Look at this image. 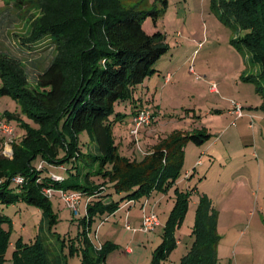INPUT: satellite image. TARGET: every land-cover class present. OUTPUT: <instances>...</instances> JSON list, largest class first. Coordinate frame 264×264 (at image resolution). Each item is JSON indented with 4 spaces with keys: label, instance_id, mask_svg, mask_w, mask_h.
Listing matches in <instances>:
<instances>
[{
    "label": "trees",
    "instance_id": "16d2710c",
    "mask_svg": "<svg viewBox=\"0 0 264 264\" xmlns=\"http://www.w3.org/2000/svg\"><path fill=\"white\" fill-rule=\"evenodd\" d=\"M6 1L24 4L31 0ZM37 1L42 15L28 43L48 40L58 54L40 73L33 91L26 88L24 71L17 62L0 59V98L11 96L23 109L22 115L5 114L1 119L24 132L19 141L12 142V157L0 148V205L24 203L36 208L43 215L42 232L52 231L59 217L43 190L52 187L80 193L89 201L81 220L85 225L84 262L106 264V252L115 247L102 245L98 250L86 231L96 214H115L121 202L140 201L155 191L172 188L182 174L185 147L190 142L200 145L210 136L175 132L160 138L141 157L122 156L114 123L125 116L117 105L135 102L134 90L158 72L156 64L168 52L164 35H149L143 27V21L157 12L127 7L123 0ZM213 6L226 26L236 35L243 34L233 43L261 67V75L248 80L262 89L264 0H213ZM83 134L89 143L81 140ZM16 178L24 182L17 184ZM176 194L163 242L151 264L168 260L177 246L175 233L188 210L190 193L176 189ZM13 227L9 217L0 216V264H65L63 247H52L40 234L31 245L19 238L8 260ZM192 237L181 264H217L218 212L205 194L197 207Z\"/></svg>",
    "mask_w": 264,
    "mask_h": 264
},
{
    "label": "rangeland",
    "instance_id": "374dc122",
    "mask_svg": "<svg viewBox=\"0 0 264 264\" xmlns=\"http://www.w3.org/2000/svg\"><path fill=\"white\" fill-rule=\"evenodd\" d=\"M123 2L127 7L137 6L140 10L157 12L156 16L143 21V27L149 35L161 32L168 48L156 64L158 72L134 90L136 99L154 115V120L145 128L148 132H156L154 111H157L169 135L183 132L186 135L201 134L204 138L210 136L200 145L189 143L185 166L176 183L179 182L182 192H188L190 186L196 185L198 181L189 186L185 168L193 171V163L201 156L200 150L204 149L201 171L206 178L198 186L201 194L205 192L213 199L220 215L217 264H264V82L260 84L262 89L258 90V84L248 80L251 75L259 77L261 67L248 52L233 43L243 34L236 35L219 19L213 0ZM41 15L37 0L24 4L0 0V59H10L21 66L26 88L30 91L38 88L40 73L58 54L48 40L37 45L28 43ZM27 52L35 54L26 55ZM168 74L172 77L171 84L165 86ZM212 84L217 85L215 93H210ZM2 86L0 76V88ZM234 103L242 105L246 117L237 121L236 127H232L233 121L228 115ZM119 109L123 115L126 113L123 103L117 105V111ZM5 114L22 115V105L11 96L0 98V118ZM251 122L253 127H250ZM13 126L12 140L19 141L24 132L15 124ZM114 127L121 155L127 158L134 157L136 153L143 156L141 148L145 149L147 145L144 134L140 132L139 135L140 148L133 142L128 122H116ZM1 137L0 148H4L6 138L1 140ZM81 140L89 143L87 134H83ZM159 141L157 139L156 144ZM170 189L161 191L163 201L155 209L159 227L149 234L132 231L141 226L139 223L138 227L136 222V218L142 220V210L138 205L131 209L129 219L125 212L96 214L86 231L89 241L97 249L109 244L115 247L106 252V264H151L154 252L163 242L166 225L177 202L176 188ZM200 198L194 194L189 200L184 220L175 233L182 246L176 251L174 249L172 258L162 264L171 261L181 264L187 251L186 242L191 241L196 223L198 206L195 207L194 202L199 204ZM86 202L87 198L83 197L79 215L73 216L70 208L58 196L54 197L52 205L59 221L52 226V231L46 229L43 232V215L38 209L24 203L0 205V216L9 217L14 224L7 259L12 260L14 244L19 238L31 245L40 234L52 247H63L65 264H85V225L81 220L86 214ZM128 224L132 230L127 229ZM149 238L153 243H149ZM127 248L135 251L136 255L126 254Z\"/></svg>",
    "mask_w": 264,
    "mask_h": 264
},
{
    "label": "crops",
    "instance_id": "0c3cea01",
    "mask_svg": "<svg viewBox=\"0 0 264 264\" xmlns=\"http://www.w3.org/2000/svg\"><path fill=\"white\" fill-rule=\"evenodd\" d=\"M171 75L168 74L166 76V80H165V86H168L171 84ZM145 85V84H144ZM148 90L150 91L149 89V86H148ZM148 91V92H149ZM218 91V89H217ZM210 93H214L211 91V88H210ZM142 95L144 96V91H142ZM235 104H239V103H235ZM241 105V104H239ZM242 106V105H241ZM126 113L124 114L125 118L123 120H125V122H128V125L130 126V128H132V118L134 116L135 113H137V111H139L141 108H146L144 105H143V102L142 101H139V99H136L135 97V102H130V103H127L126 104ZM234 110H235V105H234V108L230 109L228 111V115L231 117V120L233 121L232 122V127H236V123L237 121L241 120V119H245L246 117L243 116L242 118L240 119H237L235 114H234ZM120 111V109H119ZM128 113V114H127ZM122 114V113H121ZM154 114H155V120L157 121V125L155 126V130L156 132H151V131H147L146 128H143L141 130V132L144 134V142L147 144L146 145V148H142L144 151L141 153L142 155L147 153L148 151H150L155 145H156V142H157V139H160V138H164L166 137L167 135H169V132L168 130L165 131V124L162 122V116L157 112V111H154ZM123 115V114H122ZM251 120H254V119H251ZM122 122V121H121ZM250 127H253V124L252 122L250 123ZM190 144H188L185 148V154H186V158H187V148L189 147ZM201 149V148H200ZM205 154V151L204 149H201L200 150V157L195 160V162L193 163V171L191 169H189L188 167L185 168V176H186V181L190 180L189 182V186L192 185V182H197L196 185L193 186V188H195L196 190L192 191L193 188H191V186L189 187L188 189V192L190 193V199L192 198V196L194 194L196 195H207L205 192L201 194L200 192V187L198 186L199 184H201L203 182V180L206 178V175H204V173L201 171V168L203 167L202 166V162L204 160V157L203 155ZM134 157H140V155L137 153L134 155ZM186 158H185V161H186ZM185 166V164H184ZM203 173V174H202ZM207 174V173H205ZM179 183V182H178ZM176 183L173 187V188H176V189H179L180 191H182V189H180L179 187V184ZM171 190V189H170ZM208 196V195H207ZM209 197V196H208ZM59 198V197H58ZM210 198V197H209ZM163 196H161V191H155L149 198H144L140 201H135V205L130 207L128 206L127 208H123L121 210H118L117 213H120V212H125V215L127 216L126 218L129 219V217L131 216L132 213H130L131 209H133L134 207H136L138 205V207H140V209L142 210V205L143 203L148 200V210L154 208V210L156 209V207H158L161 202L163 201ZM213 202V199L210 198ZM127 202V201H126ZM126 202H124L123 204H121L120 206L122 207ZM139 202H140V205H139ZM198 203L194 202V206H198L197 205ZM213 205H214V202H213ZM215 207V206H214ZM54 208V207H53ZM216 209V208H215ZM218 212V211H217ZM219 212H218V224H219ZM142 218H143V210H142ZM136 222H138V227L140 226L142 220L139 219V218H136ZM140 223V224H139ZM159 227V226H158ZM137 234V233H136ZM155 240V239H154ZM150 241L149 243H153V239L152 238H149ZM176 241H177V246L175 248V251L178 250L181 246H182V241H179V239L177 238V235H176ZM193 241V237L191 239V241H187L186 244H187V247H186V254L188 253L189 249H190V246H191V243ZM135 251H133L131 248H127L125 253L126 254H134ZM185 254V255H186ZM136 255V253L134 254V256ZM184 255V256H185ZM172 258V256L170 255L168 259ZM175 261H171L169 264H174Z\"/></svg>",
    "mask_w": 264,
    "mask_h": 264
},
{
    "label": "built area",
    "instance_id": "2783aa9c",
    "mask_svg": "<svg viewBox=\"0 0 264 264\" xmlns=\"http://www.w3.org/2000/svg\"><path fill=\"white\" fill-rule=\"evenodd\" d=\"M211 91L214 93L217 92L216 84H212ZM234 105H235L234 114L236 118L237 119L242 118L244 116L243 107L235 103ZM153 120H154V115L147 108H143L142 110L138 112L136 116L133 117L132 128L130 129V134L133 137V142L136 146L141 148L140 140H139L140 132L143 128L150 125ZM14 131H15L14 126L11 123L0 118V136H2L3 138H6V143L3 149V154L7 157L13 156L12 138L14 135ZM141 151L143 152L142 148H141ZM55 179L59 180V178H56V177ZM14 182L17 184H22L24 180L22 178H16ZM43 192H44V195L49 199H53L56 195H59V198L66 204L68 208H70L73 216L79 215L80 213L79 207L83 199L80 193H77V192L67 193L63 190H56L52 187L44 189ZM88 202L89 201L87 200L86 203ZM134 205H135V201H128L122 207H120L119 210L123 208H127L128 206L132 207ZM142 210H143V218H142L141 226L138 228V230L137 229L132 230L130 224L127 225V229L132 230L134 233L141 232V233L149 234L151 232H154L159 226V219H158L157 214L155 213L154 208L148 210V200H146L143 203ZM98 249L100 250L101 246H98Z\"/></svg>",
    "mask_w": 264,
    "mask_h": 264
}]
</instances>
